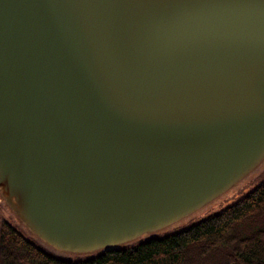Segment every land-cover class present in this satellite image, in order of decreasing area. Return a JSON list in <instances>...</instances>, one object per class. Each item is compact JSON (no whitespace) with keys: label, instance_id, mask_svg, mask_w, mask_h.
<instances>
[{"label":"water","instance_id":"95a60500","mask_svg":"<svg viewBox=\"0 0 264 264\" xmlns=\"http://www.w3.org/2000/svg\"><path fill=\"white\" fill-rule=\"evenodd\" d=\"M263 160L264 0H0V195L45 244H129Z\"/></svg>","mask_w":264,"mask_h":264},{"label":"trees","instance_id":"16d2710c","mask_svg":"<svg viewBox=\"0 0 264 264\" xmlns=\"http://www.w3.org/2000/svg\"><path fill=\"white\" fill-rule=\"evenodd\" d=\"M264 214V179L244 196L189 226L148 236L83 258L60 257L0 223L3 264H204L214 255L222 264H264V223L247 234L241 225Z\"/></svg>","mask_w":264,"mask_h":264},{"label":"rangeland","instance_id":"374dc122","mask_svg":"<svg viewBox=\"0 0 264 264\" xmlns=\"http://www.w3.org/2000/svg\"><path fill=\"white\" fill-rule=\"evenodd\" d=\"M264 179V160L247 176H245L242 180H240L236 185H234L231 189L205 205L204 207L198 209L197 211L189 214L188 216L178 220L160 230H157L153 233L144 234L143 236L133 240L132 242H137L141 239H145L148 236H162L167 233H171L173 231L185 228L190 224L197 222L198 220L212 214L215 212L220 211L225 206L235 202L237 199L244 196L250 189L255 187L260 181ZM2 220L7 221L12 226H15L20 232H22L25 236L31 238L32 240L36 241L39 245L47 249L49 252L53 253L54 255H58L60 257H68V258H75V257H86L91 256L94 253H77V254H70L60 252L51 246L45 244L41 240H39L34 235H31L27 228L19 222L15 213L8 207V205L3 200L2 196L0 195V223ZM264 223V214L252 219L250 221L245 222L241 225V233L247 234L254 230L255 228L261 226ZM222 258L218 255H214L206 260L204 264H222ZM0 264L2 263L0 257Z\"/></svg>","mask_w":264,"mask_h":264}]
</instances>
